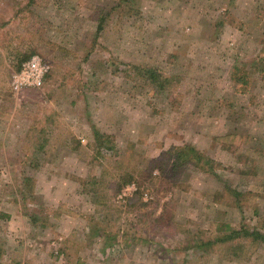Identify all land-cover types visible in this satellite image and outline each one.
<instances>
[{
    "label": "rangeland",
    "instance_id": "1",
    "mask_svg": "<svg viewBox=\"0 0 264 264\" xmlns=\"http://www.w3.org/2000/svg\"><path fill=\"white\" fill-rule=\"evenodd\" d=\"M30 55L40 82L17 85ZM185 146L222 167L169 174ZM0 249L264 264V0H0Z\"/></svg>",
    "mask_w": 264,
    "mask_h": 264
},
{
    "label": "trees",
    "instance_id": "2",
    "mask_svg": "<svg viewBox=\"0 0 264 264\" xmlns=\"http://www.w3.org/2000/svg\"><path fill=\"white\" fill-rule=\"evenodd\" d=\"M102 23V21H101ZM98 30H103V25L99 24ZM31 59V55L30 56H25L21 61H20V65L18 66L17 70H20L23 66V64H25L27 61H29ZM145 74H148L150 77H146L150 80V78H152L154 81L156 82V85L158 83V85H161L162 87L164 86V83H159V79L158 77L153 74L152 71L149 70H145V69H138V77L145 79ZM152 79L150 81H152ZM146 81H148L147 79H145ZM149 82V81H148ZM225 138H222L221 140L223 141L224 145H227L225 143V140H227L230 144H232L235 148L240 146L241 144H243V141H241L242 139L236 135H231ZM235 139H237L238 142H235ZM229 148V147H228ZM231 149V148H229ZM166 155H170V159L173 160L172 163L167 162V164H165V169H167V172L169 174H176L178 176H181L183 173H185L186 169L188 168V166H197L199 168H204L207 167V173H213L214 170H216L218 167H222V164L214 162L212 160H210L209 158H206L203 154H201L197 149L189 147V146H185V147H177L174 148L173 151L170 150L169 152H167L165 154ZM169 166L172 167L171 169H169ZM175 182V181H173ZM226 193L229 194L230 196H233L235 198H238V200H240L239 198L244 196V197H248V193H242V192H238L236 190L231 189L230 187H226L225 189ZM217 198V199H216ZM215 199L217 201H220V197H215ZM243 234H245V236L247 238L252 239L253 241H258L262 238V235L260 232H256V231H252V232H242ZM241 234V233H239ZM235 235H237L239 238V235L237 233H235ZM234 236V232L231 235V237ZM229 237H226V239H229ZM2 256H3V250L0 249V261L2 262Z\"/></svg>",
    "mask_w": 264,
    "mask_h": 264
},
{
    "label": "built area",
    "instance_id": "3",
    "mask_svg": "<svg viewBox=\"0 0 264 264\" xmlns=\"http://www.w3.org/2000/svg\"><path fill=\"white\" fill-rule=\"evenodd\" d=\"M40 65L41 63L36 57L27 61L23 65V69L20 74L15 76L16 84L25 86L39 83L41 79V72L43 71V68L40 67Z\"/></svg>",
    "mask_w": 264,
    "mask_h": 264
}]
</instances>
